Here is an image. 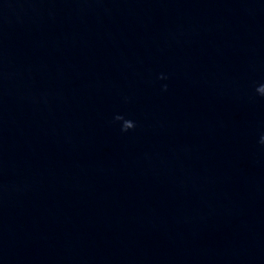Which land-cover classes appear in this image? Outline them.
<instances>
[{
    "label": "water",
    "instance_id": "water-1",
    "mask_svg": "<svg viewBox=\"0 0 264 264\" xmlns=\"http://www.w3.org/2000/svg\"><path fill=\"white\" fill-rule=\"evenodd\" d=\"M0 264H264V0H0Z\"/></svg>",
    "mask_w": 264,
    "mask_h": 264
}]
</instances>
